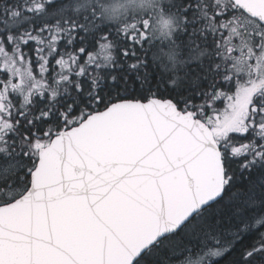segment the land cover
Segmentation results:
<instances>
[{"label":"snow or ice","instance_id":"6c2138e0","mask_svg":"<svg viewBox=\"0 0 264 264\" xmlns=\"http://www.w3.org/2000/svg\"><path fill=\"white\" fill-rule=\"evenodd\" d=\"M0 264H264V0H0Z\"/></svg>","mask_w":264,"mask_h":264}]
</instances>
